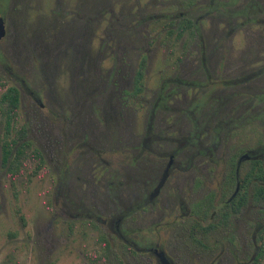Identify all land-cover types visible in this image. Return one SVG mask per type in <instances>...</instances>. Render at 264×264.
Here are the masks:
<instances>
[{"label":"rangeland","instance_id":"rangeland-1","mask_svg":"<svg viewBox=\"0 0 264 264\" xmlns=\"http://www.w3.org/2000/svg\"><path fill=\"white\" fill-rule=\"evenodd\" d=\"M239 6V0H8L0 5L9 28V36L0 39V84L18 85L16 74L42 101L43 108L23 90L19 125L27 126L33 147L47 150L43 170L33 175L31 167L24 168L12 188L1 162L6 129L0 118V264H120L115 256L106 262L88 257L99 252L102 235L112 232L110 221L99 219L110 220L115 205L127 198L119 183L122 164L131 161L129 147L151 158L163 152L155 140L143 146L151 119L152 134L160 119H183L189 127L205 125L213 138L215 129L221 130L225 145V125L240 113L246 121L255 117L257 125L244 122L243 130L233 124L231 143L238 145L241 134L247 146L263 141L264 77L258 83L261 94L239 93L234 82L242 79L241 62H247L248 72L264 69V46L241 43L264 36V12L241 16ZM208 12L199 21V34L186 32L178 40L169 32L182 13L200 18ZM53 26L56 32L73 27L74 45L42 46ZM143 56L147 68L136 92ZM253 84L257 81H247ZM230 93L232 108L221 109ZM53 139L58 142L52 146ZM88 150L98 153V167L89 161L83 167ZM136 228L147 239L154 236L142 220ZM112 243L114 253L122 251L116 240Z\"/></svg>","mask_w":264,"mask_h":264},{"label":"flooded vegetation","instance_id":"flooded-vegetation-1","mask_svg":"<svg viewBox=\"0 0 264 264\" xmlns=\"http://www.w3.org/2000/svg\"><path fill=\"white\" fill-rule=\"evenodd\" d=\"M7 1L0 0V5L4 6ZM239 2L241 16H247V11L255 17L264 12V0ZM226 5L232 7V3ZM208 15L211 12L200 18L182 13L177 26L169 32L174 34L172 31L178 29L180 21L190 19L193 22L192 31L199 34V21L207 19ZM255 22L256 19L242 22L241 27ZM0 25L3 28L0 39H3L9 36V28L8 20L1 11ZM70 28L56 32L53 26L52 34L42 46L74 45L75 31L73 27ZM177 31L175 33L178 36ZM241 43L244 47H262L264 36L244 39ZM145 57L148 62V57ZM7 70L12 71L8 67ZM240 74L242 79L234 82L239 83L240 87L235 90H239V93L248 90H254L255 94L262 93L258 83L264 77V69L248 72L247 62L244 61L239 66ZM13 78L18 82V85L12 86L20 91L21 107L23 90L34 96L41 108L44 107L24 79L16 74H13ZM249 79L257 81V85L248 86ZM229 95L225 102L220 103L221 109L232 108L233 93ZM155 111L156 108L152 110L153 114ZM256 120L252 117L247 121L256 126ZM247 121L240 113L235 119H230L225 125L226 143L221 145L222 134L219 129H215L213 138V131L205 130V125L199 128L200 124L196 122L189 127V123L183 119L171 121L163 118L159 120L155 134H152L151 119L143 134V146L148 148L149 143L155 140L163 152H154L156 156L151 158L144 152H136V146L129 147L131 161L122 164L123 181L119 183L122 189H126L127 198H121L115 205L116 215L110 220L99 219L103 224L110 221L112 232L108 239L112 248V240L122 246L121 252L116 249L115 260L120 258L123 264H162L161 257H165L171 264H264V139L247 146L241 134L238 145L231 143L232 131L236 128L234 125L239 124V129L244 130L242 123ZM206 126L211 128L208 124ZM53 141L52 146L58 142ZM36 148L46 163L47 150L40 146ZM190 149L191 152H188ZM95 153L92 150L85 152L83 167L89 163H95L98 167ZM245 154L251 159L238 169V161ZM95 180L96 177L92 180L94 185ZM237 188L238 192L233 197ZM141 220L146 231L153 233L151 239H147L148 235H143L142 230L136 228Z\"/></svg>","mask_w":264,"mask_h":264},{"label":"trees","instance_id":"trees-1","mask_svg":"<svg viewBox=\"0 0 264 264\" xmlns=\"http://www.w3.org/2000/svg\"><path fill=\"white\" fill-rule=\"evenodd\" d=\"M193 22L190 19H183L178 23V36L181 38L185 32L192 31ZM176 31H172L175 33ZM147 60L144 56L140 61L136 76V92L142 90V80L145 77ZM3 91L0 97V118L5 123V135L1 145V162L10 180L12 188H15L17 179L22 175L24 168L31 167L33 175L40 173L45 160L39 149L33 147L29 140L28 129L25 125H19L20 120V91L15 86H8L6 82L0 84ZM102 246L99 252L88 257L92 262L109 261L114 253L108 237L103 234L101 237ZM114 253V254H113ZM120 264H123L118 258Z\"/></svg>","mask_w":264,"mask_h":264},{"label":"water","instance_id":"water-1","mask_svg":"<svg viewBox=\"0 0 264 264\" xmlns=\"http://www.w3.org/2000/svg\"><path fill=\"white\" fill-rule=\"evenodd\" d=\"M2 35H3V28L0 25V36H2ZM250 159H251V157L248 154L243 155L238 161L237 168L239 169L242 163H244L245 161H248ZM238 189L239 188H237V190H236L235 194L233 195V197L236 196V194L238 192ZM161 262H162V264H171L165 257H161Z\"/></svg>","mask_w":264,"mask_h":264}]
</instances>
